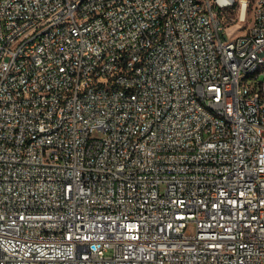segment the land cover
<instances>
[{
	"label": "built area",
	"instance_id": "1",
	"mask_svg": "<svg viewBox=\"0 0 264 264\" xmlns=\"http://www.w3.org/2000/svg\"><path fill=\"white\" fill-rule=\"evenodd\" d=\"M263 57L264 0H0V264H264Z\"/></svg>",
	"mask_w": 264,
	"mask_h": 264
},
{
	"label": "bare ground",
	"instance_id": "2",
	"mask_svg": "<svg viewBox=\"0 0 264 264\" xmlns=\"http://www.w3.org/2000/svg\"><path fill=\"white\" fill-rule=\"evenodd\" d=\"M244 4H247V0H242ZM214 39H221V30H214ZM264 72V57L256 60V63L253 67H250L246 70L247 78H255L256 75H259ZM238 73V64H231L230 74ZM225 125L233 126V118L225 117Z\"/></svg>",
	"mask_w": 264,
	"mask_h": 264
},
{
	"label": "rangeland",
	"instance_id": "3",
	"mask_svg": "<svg viewBox=\"0 0 264 264\" xmlns=\"http://www.w3.org/2000/svg\"><path fill=\"white\" fill-rule=\"evenodd\" d=\"M249 1H251V0H249ZM251 22H252V4L248 8L246 21L244 23H242L239 27L235 28V29H238L237 34L240 35V34L245 33L246 30L248 29V27L250 26ZM191 230L194 231L193 228H191Z\"/></svg>",
	"mask_w": 264,
	"mask_h": 264
}]
</instances>
